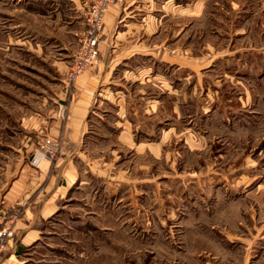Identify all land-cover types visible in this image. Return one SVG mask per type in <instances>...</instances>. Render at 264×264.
<instances>
[{
    "label": "rangeland",
    "instance_id": "374dc122",
    "mask_svg": "<svg viewBox=\"0 0 264 264\" xmlns=\"http://www.w3.org/2000/svg\"><path fill=\"white\" fill-rule=\"evenodd\" d=\"M182 1L187 7L152 27L154 36L135 34L157 47L167 37L173 62L176 50L188 59L187 67L151 65L159 103L142 100L135 124L152 134L134 132L140 146L118 147L116 161L107 151L122 184L87 175L46 228V245L29 250V264H264V0ZM49 6L0 0V122L14 129L21 115L51 108L79 43ZM36 28L59 34L61 48L44 39L32 49ZM48 137L59 143L54 162L63 136Z\"/></svg>",
    "mask_w": 264,
    "mask_h": 264
},
{
    "label": "crops",
    "instance_id": "0c3cea01",
    "mask_svg": "<svg viewBox=\"0 0 264 264\" xmlns=\"http://www.w3.org/2000/svg\"><path fill=\"white\" fill-rule=\"evenodd\" d=\"M61 1L70 5L63 7ZM172 1L118 0L110 5L104 13L99 38V61L79 74L71 85L63 77L62 88L54 93L47 112L42 111L41 106L33 114L21 115L17 120L18 129L11 123L0 122V129H4L6 136H0V224L11 222L14 229L13 237L0 256V264L35 262L29 257V250L41 243L46 245L43 242L46 228L56 220L54 217L64 203L71 200L73 190L91 182L87 175L106 184H122L123 175L115 170L116 162H109L105 155L109 151L113 155L110 160L116 161L121 153L118 147L133 149L140 146L132 139L134 132L152 134V130L142 131L138 123L135 124L140 120L139 104L142 100L148 106L159 103L156 72L151 65L158 63V58L172 64L174 53L167 45L171 42L167 37L157 43V47L143 43L135 34L140 29L143 35L152 33L154 36L156 31L150 32L152 27L170 16L173 10L188 5L182 0ZM45 2L51 9L45 12H53L51 15L58 18V25L63 24L68 32L72 31L70 37L74 38L82 31L84 0H43L44 5ZM187 26H183L182 31ZM32 31L35 33L30 39L32 49L41 50L44 39L61 48L62 39L56 32L39 28ZM182 53L176 50L174 61H180L173 62L176 67H187L188 59L180 60L184 57ZM59 69L65 74L63 66ZM143 70L148 74L141 76ZM167 93L172 95V92ZM180 98L182 104L188 105L187 94H181ZM41 102L40 105H44V97ZM62 107L64 115L61 119ZM46 134L63 136L65 153L54 162L42 161L33 166L29 158L38 140ZM102 138H106V142L101 143ZM109 138H114L111 150ZM91 151L96 155L91 157Z\"/></svg>",
    "mask_w": 264,
    "mask_h": 264
},
{
    "label": "built area",
    "instance_id": "2783aa9c",
    "mask_svg": "<svg viewBox=\"0 0 264 264\" xmlns=\"http://www.w3.org/2000/svg\"><path fill=\"white\" fill-rule=\"evenodd\" d=\"M116 0H88L85 4L83 15V28L78 38V46L73 54L67 81H74L79 74L88 70L98 60V42L103 26L104 13ZM59 152L57 140L48 136L43 137L37 143L29 162L38 166L42 161H51ZM14 235L11 222L0 224V256L4 252L8 240Z\"/></svg>",
    "mask_w": 264,
    "mask_h": 264
}]
</instances>
